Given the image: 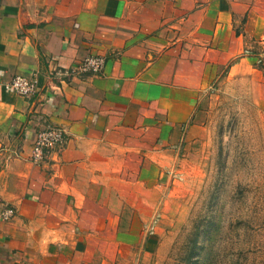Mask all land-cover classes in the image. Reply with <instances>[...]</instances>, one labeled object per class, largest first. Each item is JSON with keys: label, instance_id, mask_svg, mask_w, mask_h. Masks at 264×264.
<instances>
[{"label": "crops", "instance_id": "obj_1", "mask_svg": "<svg viewBox=\"0 0 264 264\" xmlns=\"http://www.w3.org/2000/svg\"><path fill=\"white\" fill-rule=\"evenodd\" d=\"M232 13L229 0H0V211L15 212L0 264H119L123 240L154 252L145 214L179 132L220 70L248 60ZM96 55L100 74L65 73ZM15 76L36 93L7 91ZM47 125L64 143L34 164Z\"/></svg>", "mask_w": 264, "mask_h": 264}, {"label": "rangeland", "instance_id": "obj_2", "mask_svg": "<svg viewBox=\"0 0 264 264\" xmlns=\"http://www.w3.org/2000/svg\"><path fill=\"white\" fill-rule=\"evenodd\" d=\"M229 1L248 60L220 70L179 132L145 214L154 252L123 240L119 264H264V0Z\"/></svg>", "mask_w": 264, "mask_h": 264}, {"label": "built area", "instance_id": "obj_3", "mask_svg": "<svg viewBox=\"0 0 264 264\" xmlns=\"http://www.w3.org/2000/svg\"><path fill=\"white\" fill-rule=\"evenodd\" d=\"M105 66L103 56H87L80 61L71 72H65L67 75L73 74L81 76L85 74L98 75ZM58 75L63 73L57 72ZM5 89L13 92L23 98L34 95L37 91L36 78H26L15 76L7 84ZM64 143V131L51 125L45 126L42 130L36 132L30 153V161L34 164L42 163L51 153L56 152ZM14 210L11 207H5L0 211V222H8L14 217Z\"/></svg>", "mask_w": 264, "mask_h": 264}]
</instances>
